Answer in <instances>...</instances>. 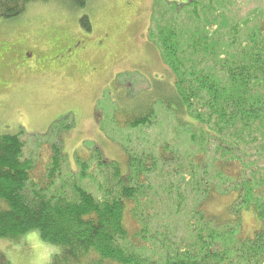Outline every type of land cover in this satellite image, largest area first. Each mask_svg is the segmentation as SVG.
<instances>
[{"label": "trees", "instance_id": "1", "mask_svg": "<svg viewBox=\"0 0 264 264\" xmlns=\"http://www.w3.org/2000/svg\"><path fill=\"white\" fill-rule=\"evenodd\" d=\"M31 1L0 0V19L17 17ZM161 1L164 6L158 8L148 39L160 48L173 82L167 92L161 90L166 93L158 101L183 132L187 150L182 158L181 150L165 143L160 154L169 160L161 159L158 165L153 160L149 172L162 171L166 164L161 163L172 162L173 176L162 191L180 202L186 201L188 193L199 198L189 222L191 239L186 249L177 251L176 244L164 235L161 264H264V169L250 165L246 174L238 166L246 164L247 156L264 160V7L254 8L236 21L226 14V0ZM183 10L187 15L182 20L187 21L180 24ZM82 23L90 28L87 16ZM66 118L49 127L45 140H36L38 148L43 146L41 142H50L52 150L49 183L36 181L42 186L31 180L33 160L22 156L20 137L25 132L0 134V238L17 240L38 230L43 242L62 249L52 264H156L144 257L137 244L131 248L135 240L140 244L141 232L130 228V234L126 224V218L136 220L145 213L138 208L140 200L152 188L159 191L150 179L141 180V160L134 152H126L129 176L122 178L116 161H107L94 145L86 148L99 151L97 166H114L113 182L106 178V186L100 182V189L104 188L101 198L79 184L87 175L86 164L78 156L80 171L74 172L78 179H65L71 195L62 186L52 188L64 159L55 140L73 126ZM153 118L148 109L130 126L149 125L156 121ZM214 178L225 188L217 189ZM176 182L179 193L174 196L171 189ZM215 196L229 199L222 210L213 213L203 206L213 203ZM243 208L258 220L249 232L238 221ZM0 264H5L3 259Z\"/></svg>", "mask_w": 264, "mask_h": 264}, {"label": "rangeland", "instance_id": "2", "mask_svg": "<svg viewBox=\"0 0 264 264\" xmlns=\"http://www.w3.org/2000/svg\"><path fill=\"white\" fill-rule=\"evenodd\" d=\"M83 1L81 5L79 0H34L27 3L17 17L0 19V134L25 132L20 137L22 156L33 160L31 180L42 186L50 181L47 169L52 150L50 142H41L43 146L38 148L36 140H45L49 127L67 116L65 120L73 126L55 140L62 148L64 159L53 178L52 188L62 186L68 195L72 193L71 185L65 179L74 182L78 179L74 172L79 174L80 171L76 156L86 164L87 176L79 180V184L95 198H101L104 188L100 189V182L104 186L105 178L113 182L114 166H97L96 153L100 151L107 161H116L118 172L124 178L129 176L126 152H134L141 160L138 167L142 171L141 180L150 179L159 191L152 188L149 196L140 200L138 208L145 213L139 214L136 220L126 218L130 234V228L141 232L140 244L135 240L131 248L135 249L137 244L144 257L161 264L165 259L161 248L164 235L176 244L177 251L186 249L191 239L189 222L199 201L192 193L187 194L184 202L171 200L162 191L173 176L172 162L161 163V166L166 164L162 171L149 172L153 160L155 165L160 164L161 159L169 160L160 154L165 143L181 150L182 158L187 150L183 132L158 101L169 90L173 77L163 63L160 48L148 39L158 8H163L164 2ZM226 1V14L236 21L244 19L254 8L264 7V0ZM191 9L190 6L186 12ZM187 13L181 12L180 24L187 21L182 20ZM84 16H87L89 29L82 23ZM148 109L154 113L156 121L131 127L130 122ZM92 145L100 150L86 149ZM247 158L246 164L238 165L246 174L250 165L264 169L261 157ZM43 180V184L36 182ZM212 181L219 190L226 186L215 178ZM177 187L176 182L171 189L174 196L179 193ZM228 199L215 196L213 203L208 202L203 207L218 212ZM133 205L127 207L129 216ZM239 217L244 232L257 226L258 220L251 210L243 208ZM61 253L60 247L43 242L35 229L17 240L0 238V260L5 264H52L54 257Z\"/></svg>", "mask_w": 264, "mask_h": 264}]
</instances>
